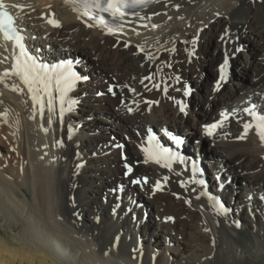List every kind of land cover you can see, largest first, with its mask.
<instances>
[{"label": "bare ground", "instance_id": "obj_1", "mask_svg": "<svg viewBox=\"0 0 264 264\" xmlns=\"http://www.w3.org/2000/svg\"><path fill=\"white\" fill-rule=\"evenodd\" d=\"M3 3L32 54L70 58L89 79L70 93L78 105L63 128L58 112L51 125L47 109L33 118L27 89H11L24 87L18 78L0 83V114L7 112L0 115V264H264V143L254 129L237 139L250 121L243 110H264V0H157L141 11L144 20L125 26L119 43L86 27L65 0ZM13 51L0 41V60L8 58L0 73L11 68ZM225 59L229 80L216 90ZM221 112L230 119L207 136L204 126ZM149 130L163 147H176L166 133L180 137L185 163L171 171L145 163ZM191 161L202 166L196 179L206 189L191 182ZM125 163L133 167L129 176ZM144 176L147 184L131 183ZM157 181L162 188L153 191ZM204 190L227 215L196 198Z\"/></svg>", "mask_w": 264, "mask_h": 264}, {"label": "snow or ice", "instance_id": "obj_2", "mask_svg": "<svg viewBox=\"0 0 264 264\" xmlns=\"http://www.w3.org/2000/svg\"><path fill=\"white\" fill-rule=\"evenodd\" d=\"M66 3H70L73 6V11L77 12L78 18H87L83 22L88 28L99 27L104 30L106 35L117 37V43H119V37L125 34V26L128 24L135 23L137 20H144L145 17L141 15V11L148 8L152 3L157 2V0H65ZM23 7V6H17ZM177 9L179 5L175 6ZM5 5L3 0H0V33L3 34L4 40L12 41L14 44L13 51V63L10 69L4 70L0 73V83H5L6 79L10 77H16L24 87H20L18 84H12L11 89L16 92H23L24 88L27 89V94L30 96L32 101L33 113L38 111L41 118H43L45 109L49 114L48 123L51 125L53 123V116L57 114L59 117V122L61 127L64 126V118L66 114H71L75 107L78 105V99L73 98L70 93L74 91L78 83L81 81H87L88 76L80 74L74 69V62L72 60H60L56 63H50L44 61L40 56L39 49L37 54L33 55L29 52L28 48L24 43V36L17 29L14 23V18L9 15L7 11L4 10ZM107 14V15H105ZM153 15H159V13H153ZM151 20V16L147 17ZM50 25L55 28H59L60 22L54 18H50L47 21ZM147 27V25H143ZM153 28H156V24H152ZM132 31L139 35L136 28ZM187 43V42H185ZM192 45L195 46L196 40L191 41ZM124 47H129L127 42L124 43ZM18 50V51H16ZM139 52H144L143 47L138 46ZM171 52H175L176 49L172 48ZM194 53L189 52L191 57ZM147 59L151 60L154 57L149 53L146 56ZM8 58L4 57V60H0V63L5 62ZM171 65H169L170 67ZM228 66V60L225 59L224 63L220 65V76L216 82L215 88L219 90L222 82L226 80L225 70ZM154 80V73L143 77L141 83L144 81L152 82ZM177 80L179 78L177 77ZM153 87L159 89L161 87V82H155ZM5 87H8L5 83ZM147 87V85L145 86ZM151 90V89H149ZM168 87L165 84L163 91L167 93ZM129 91L135 93V89H129ZM108 92L115 95L114 86H109ZM103 93H97V95H102ZM190 94V88L186 86L184 88V95L188 96ZM123 103V101L121 102ZM145 103L151 105V103L158 102H148ZM180 106V111L185 112L186 105L183 101H176ZM128 112H132V108L127 109ZM252 119L249 122L243 124V133L237 137V139H244L250 130H255L256 135L259 137L260 141L264 143V114H260L256 111L255 105L251 108H245L243 110ZM7 117V112L0 114ZM220 120L205 125L204 131L207 136H213L215 130L224 127L225 121L230 119V116L225 113H220ZM5 122H7L5 120ZM47 132V128L44 129ZM74 126L68 125L67 128V140L73 139ZM168 138L179 148L183 141L180 137L166 133ZM56 144L63 148L64 140L60 139L56 141ZM148 147H142V151L145 153V163L149 160L160 165L161 167L167 168L171 171L172 165L175 162L181 164L185 163V158L178 152L173 151L171 148L163 147L161 143L157 140L156 136L149 130L147 136ZM116 147H122L121 145H116ZM43 159V157H41ZM126 160V157H122ZM80 167V165H77ZM126 171L125 176H129L133 172V167L127 163L124 165ZM192 171V183L199 185L206 189V181L204 179H196L197 174L202 175L201 169H199L196 163L193 161L191 164ZM169 178L166 176L163 178L164 182H167ZM219 179V177H218ZM131 183L139 185L141 183L147 184V177L143 180L135 179ZM185 186V182L181 181V187ZM220 189H223V185H219ZM162 188V182L157 181L153 187V191H159ZM197 189L193 188L192 191L195 192ZM123 191V188H120ZM201 197H207L211 202L213 208H215L217 214L227 215V208L225 205L214 195H209V193L204 190L197 195V199ZM264 199V196L261 197ZM190 204V201H186ZM115 212V209H113ZM167 220H172L174 218L168 217ZM239 227V224L236 225Z\"/></svg>", "mask_w": 264, "mask_h": 264}, {"label": "rangeland", "instance_id": "obj_3", "mask_svg": "<svg viewBox=\"0 0 264 264\" xmlns=\"http://www.w3.org/2000/svg\"><path fill=\"white\" fill-rule=\"evenodd\" d=\"M243 51H245V53L249 54L248 50H246V49L244 50L243 48H241V56H242ZM202 74L206 76L208 74V70H205Z\"/></svg>", "mask_w": 264, "mask_h": 264}]
</instances>
